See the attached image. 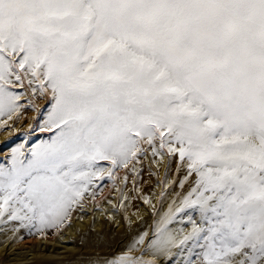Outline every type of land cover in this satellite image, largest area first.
<instances>
[{
	"label": "snow or ice",
	"instance_id": "1",
	"mask_svg": "<svg viewBox=\"0 0 264 264\" xmlns=\"http://www.w3.org/2000/svg\"><path fill=\"white\" fill-rule=\"evenodd\" d=\"M29 112L0 226L60 233L105 181L123 213L147 162L168 210L89 264H264V0H0V130Z\"/></svg>",
	"mask_w": 264,
	"mask_h": 264
},
{
	"label": "rangeland",
	"instance_id": "2",
	"mask_svg": "<svg viewBox=\"0 0 264 264\" xmlns=\"http://www.w3.org/2000/svg\"><path fill=\"white\" fill-rule=\"evenodd\" d=\"M33 115H34L33 113L29 112L26 115L22 116L21 119L16 123L15 127L11 131L0 130V135L3 133H7L6 136L0 141V150L7 151L11 147L22 142V135L21 134L27 132L26 127H28V121L31 120ZM9 123H11V122H9ZM16 128H18V129H16ZM37 135L40 136L41 138H46V136L48 134H39L38 133ZM35 139H36V137H33V140H35ZM5 141H7V143H5ZM103 163H106V162H103ZM175 168H176V162L174 161L173 165H172V170H171L173 174L175 173ZM145 169L146 170L144 172V175H143L139 185L145 184V186H146L149 184V176H148V172H147V162H145ZM160 171L162 173L163 168H161ZM130 180L131 179H129V181ZM129 181L127 183L128 185H129ZM151 183H152V181H151ZM158 192H159V188H158ZM111 197L117 201L116 190L111 186V182L105 181L103 184H101L100 190H98L97 197L95 200V205L100 206V210L103 212V215H102L103 221L106 223V225L112 227L113 234L115 235V241L112 242L113 243L112 245H108L104 248L93 245L89 249L88 248L84 249V248H82L81 243L83 241H85L86 239L81 237V240H79V241L77 240L78 238H76L75 240L67 239L65 242H62V243L58 242V243H55V245L53 246L56 239L63 241L60 237L63 234L66 235L65 229L62 232L57 233V234H53L51 232H48L45 234L39 233L36 236L23 237L20 244L18 246H16V249L13 252H11V253L7 252L6 254L2 255V257L0 258V264H20V263L36 264L35 258H33V254L35 256H39V254H40V256H43V255L45 256V260H43L39 264H89V261L94 256H96L97 253H99V255H101V256H108V257L119 254L122 251H124V249L129 244L132 243L134 237L138 233L151 230L153 224L155 223V220H154L155 213L157 211L160 212L161 214L166 212L168 210V205L172 199V197L169 196L165 199L164 203L161 204L159 199L156 197V201L154 202L152 211L149 210L148 205L144 204L143 199H142L141 200L142 201L141 206L144 205L143 207L145 208V212L147 213V215L149 217V221H148V223L144 224V226H142L139 229L138 233H132L131 234L129 232V227H128L129 222L126 223L124 220L123 223L120 222L119 226L116 225L115 217L119 216L118 220L121 221V218H124L123 213H125V211H123V213L117 212L115 215H113L111 213L113 212L112 206L114 204L110 203V208H111L110 212H107L108 211L107 208H103V205L100 204L104 201H107L109 203L108 200ZM121 199H122V197H121ZM91 204H93V203L91 202ZM86 206H90V203H86ZM93 210L94 209L90 210V213L89 212L86 213L87 216L94 215ZM74 218H75V216L73 214V217H72V220L70 221V224L73 222ZM87 228H89L88 230H93V222L92 221L87 223ZM1 229H2V226H0V230ZM1 231H3V230H1ZM79 243H80L81 247L78 246L77 250H75L73 255H69V253L67 252V247L73 248L75 245H79ZM65 245H67V246L65 247ZM28 250H29V252H27ZM12 254H20L19 258H15V259H20V260L25 258L26 255H29V256H26V260H22V261H18V262L17 261L8 262L9 260L13 259Z\"/></svg>",
	"mask_w": 264,
	"mask_h": 264
},
{
	"label": "bare ground",
	"instance_id": "3",
	"mask_svg": "<svg viewBox=\"0 0 264 264\" xmlns=\"http://www.w3.org/2000/svg\"><path fill=\"white\" fill-rule=\"evenodd\" d=\"M16 129H18V128H16ZM6 134L7 133H3L0 135V141L6 136ZM123 187H124V194L129 197V199L125 205V210H124L125 213H123L124 218L127 217L129 220V224H128L129 232L131 234L132 233H138L139 229L142 226H144V224L148 223L149 217H148L147 213L145 212V208L143 207L144 205L141 206V204H142L141 200L142 199H137V198H133V197L134 196H140V197L149 198L151 200V205H148V208L150 211H152L154 202L156 201V196H154L153 193L154 192L158 193V188L154 187L153 182L151 183L150 180H149V184L146 186H145V184L144 185H138V187L140 188V192H138V193H133L131 191L132 180L129 181V185L127 184L126 186H123ZM122 199H123V197H122ZM108 201H109V203L107 201H104L100 204L103 205V208H107V210H108L107 212H110V210H111L110 203L115 205L117 203V201L112 197ZM88 203H90V206H85L83 209H79V210H77V212L74 213L75 218L73 219V222L70 224L71 226L65 228L66 235L63 234L60 237L63 241L56 239L53 246L55 245V243H58V242L62 243V242H65L67 239L75 240L76 238H78L77 240L79 241V240H81V237L86 239L85 241H83L81 243V246L84 249H86V248L89 249L93 245L104 248L108 245L113 244L112 242L115 241V235L113 234L112 227L107 226L106 223L103 221V216H102L103 212L101 210H95L94 205L91 204V202H88ZM92 209H94L93 210L94 215L87 216L86 213H88V212L90 213V210H92ZM111 214H113V212ZM118 217L117 216L115 217V221H116L117 226L120 225V222L123 223V221L125 220L124 218H121V221H120V220H118ZM91 221L93 222V230H88L89 228H87V223L91 222ZM12 227H15V226L14 225L13 226H6L5 225V226H2L1 230H3V231L0 230V258L2 257V255L6 254L7 252H9V253L13 252L16 249V246H18L20 244L23 237L36 236L39 234V233H36L34 229L32 230L31 234H29L27 229H20L19 231L14 232L11 230ZM66 246L67 245H65V247ZM78 246H80V243H79V245H75L73 248L67 247V252L69 253V255H73L75 250H77ZM27 252H29V250ZM12 256H13V259L9 260L8 262H12V261L18 262V261L26 260V256H29V255H26L25 258H23L21 260L15 259V258H19L20 254H12ZM33 258H35L36 264H39L40 262L45 260V256L44 255L40 256V254H39V256H35L33 254ZM20 264H26V263H20Z\"/></svg>",
	"mask_w": 264,
	"mask_h": 264
}]
</instances>
